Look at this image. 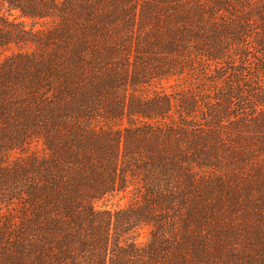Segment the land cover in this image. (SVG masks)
Wrapping results in <instances>:
<instances>
[{
    "label": "trees",
    "instance_id": "16d2710c",
    "mask_svg": "<svg viewBox=\"0 0 264 264\" xmlns=\"http://www.w3.org/2000/svg\"><path fill=\"white\" fill-rule=\"evenodd\" d=\"M0 264H264V0H0Z\"/></svg>",
    "mask_w": 264,
    "mask_h": 264
},
{
    "label": "rangeland",
    "instance_id": "374dc122",
    "mask_svg": "<svg viewBox=\"0 0 264 264\" xmlns=\"http://www.w3.org/2000/svg\"><path fill=\"white\" fill-rule=\"evenodd\" d=\"M180 87V82L179 81H175L174 79L169 80L167 82L164 83V90H166L167 92H173L177 89H179ZM36 150L38 151V146H36ZM120 197H117L115 200H109V201H99L96 203V206L98 208H105V207H110V206H115L116 201L119 199ZM114 199V198H113ZM127 198H124L121 200V204H124L126 202ZM149 233H150V227L148 225H143L141 226V230L139 232V234L136 237V241L140 244H143L147 241L148 237H149Z\"/></svg>",
    "mask_w": 264,
    "mask_h": 264
}]
</instances>
